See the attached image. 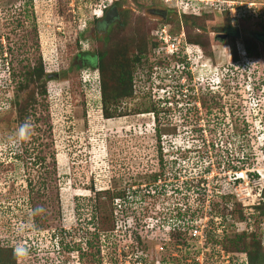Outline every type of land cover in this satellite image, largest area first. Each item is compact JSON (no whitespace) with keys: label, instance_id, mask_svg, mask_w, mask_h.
<instances>
[{"label":"rangeland","instance_id":"374dc122","mask_svg":"<svg viewBox=\"0 0 264 264\" xmlns=\"http://www.w3.org/2000/svg\"><path fill=\"white\" fill-rule=\"evenodd\" d=\"M105 1L0 0V195L23 192L0 196V225L11 218L12 235L23 240L20 250L34 242L47 247L56 234L72 246L70 253L61 250L59 264H131L116 253L122 257L134 247L130 230L142 220L141 209L168 203L159 198L163 189L200 218L205 213L212 224L205 228L208 237L223 234L227 250L245 244L255 255L257 241L264 250V215L254 208L264 189V31L258 23L264 0H121L127 26L118 18L108 34L94 35L91 11ZM163 22L171 34L191 35L202 50L190 64L186 103L149 80L153 66L170 64L153 55V34ZM106 35L107 43L125 36L131 56L142 47L147 54L132 68V92L124 97L111 93L117 60L114 67L111 59L101 64V76L108 78L102 100L97 68L75 57L85 62ZM231 42L235 54L248 43L252 62H232ZM38 55L47 73L46 98L18 76L24 87L13 105L7 67L20 73ZM257 79L263 82L256 92ZM175 80L161 84L179 88ZM26 120L31 136L18 142L13 134ZM22 146L27 152L14 160ZM31 157L43 159L30 165ZM157 173L153 180L150 175ZM119 192L124 197L104 204ZM110 209L111 227L103 220ZM118 211H124L123 223ZM211 217H217L216 226ZM92 228L97 233L85 247L81 242Z\"/></svg>","mask_w":264,"mask_h":264},{"label":"built area","instance_id":"2783aa9c","mask_svg":"<svg viewBox=\"0 0 264 264\" xmlns=\"http://www.w3.org/2000/svg\"><path fill=\"white\" fill-rule=\"evenodd\" d=\"M111 1L106 0L97 9H92V16H101ZM156 29L153 37L158 41L153 49V55L158 58L157 60L161 57V60L170 61V64L167 66V62H164L163 67L158 66L159 69L157 65L153 66L148 74L150 83L160 84L155 88L165 91L171 99H173V93H176L178 102L186 103L189 101L186 81L190 80L189 74H193L190 64L193 61L192 58L198 61L202 57V52L198 46L192 47L186 43L182 33L171 34L167 24H160ZM243 53L244 51L238 48L240 61H246ZM227 68L228 66H225L222 70H227ZM175 79L179 81V88L174 86L175 83L171 86L166 83L161 84L163 80L173 83ZM173 103H175L174 100ZM171 192L160 189L159 198H164L168 203H164L163 200L160 201L161 203L156 202L152 209L149 207L141 209L140 219L142 220L138 219L136 227L130 230V235L135 238L131 243L134 247L127 249V253L121 254L122 257L119 256L120 252L116 253L118 259L124 261L127 257L131 264H176L174 259H171L172 257L177 258L180 264H247L245 252L227 250L222 247L223 234L221 237H208L205 228L206 225L212 224L209 217V222L206 219L205 213L202 215L203 218H200L201 216L197 215L198 212L195 209L190 210L185 203L176 201L171 196L173 194ZM154 194L152 192L147 197L150 198ZM124 217L123 213L119 222L123 223ZM211 218L214 225L216 223L214 219L217 217ZM148 220L152 222L150 226L144 223ZM217 223L221 225L219 221ZM140 241L149 242V245H143ZM126 264H130L129 261Z\"/></svg>","mask_w":264,"mask_h":264},{"label":"trees","instance_id":"16d2710c","mask_svg":"<svg viewBox=\"0 0 264 264\" xmlns=\"http://www.w3.org/2000/svg\"><path fill=\"white\" fill-rule=\"evenodd\" d=\"M112 5H114L117 9V20L119 18L123 27H124V25L127 26L128 13H127V11L121 9V0H113ZM253 11H254V7L252 8V12ZM189 15L191 17L197 16V14L191 15V13H188V16ZM258 18H259L258 23L261 24V29L264 31V16L263 15L258 16ZM110 31L111 30L108 29L106 31V34H108ZM108 36L109 35H106L105 37H103V39H101V42H100L101 44L99 46H97L95 48V51H93V53H92L93 57L96 61V65L94 63V64H92L91 67L97 68V70L99 72L100 76H99L98 82H99L100 95H101L100 97L102 100L105 98V95H106L107 87H104V84H106V82H107L106 80H108V78L101 76V69H102L101 64L104 61H109L110 59H111V64H112V61L117 60L116 66H115V64H112L113 67L115 66L114 71L117 69V73L114 76L115 80L113 81L114 84H113L111 93L116 95L117 97H124V96L130 95L132 92V84H131V79H132L131 70H132V68L134 67V65H136L138 63V61L140 60V57H142L143 55L145 56L147 54V52H144L145 47H142V48H139L133 56H131L128 54L130 46H129L126 38H124L125 36L123 38L115 36V38H116V39H114L115 41L113 40L111 43H107ZM153 39H152V35H151V40L153 41ZM185 40H186V43L190 44L192 47H195L196 45L200 46V43H197L196 41H194V39L191 35L187 34V37H185ZM152 44H154V41ZM230 46H231L230 52H231V56H232L231 59L234 63L238 64V58L236 57V54H235L234 44L231 42ZM242 46H243L242 48H243L244 53H245V55H244L245 60L251 61L253 59V54L251 53L249 44L245 42V43H243ZM7 68H8L7 79L9 80V82H14V84L12 86L13 96L15 97L14 101H13L14 102L13 105H15L17 103L16 95H17L18 90H20L22 87H24L23 83H19L18 76H20V78L22 77L23 79H25L28 84L29 83L36 84L37 93L41 96V98H43V100L46 98V89H45V83L46 82L45 81L47 79L44 80V78L46 77L47 73H45L43 70L40 55H38V57L35 60H33L30 64H27L25 66V68L20 73H19V71L17 73H14L12 71V69H9V67H7ZM48 75H50V74L48 73ZM15 76L17 77L16 79H15ZM262 82H263L262 79H257L255 81L254 84L256 86L255 87L256 92L258 91V88L262 85ZM34 94H36V93H34ZM205 109H208V108L206 107ZM103 110H104V107H103ZM104 114H105V116L107 115V113H104ZM26 152H27L26 146L20 147V151L18 153H14V157H13L14 160L20 159V156L22 154H19V153H26ZM41 159H43V158L38 157L37 159H34L33 157H31V159L28 158V163L30 165L36 164V163H41L42 162ZM19 161H21V160H19ZM242 162L245 163L246 161L245 162L242 161ZM18 163H21V166L24 167V164L22 163V161L18 162ZM245 164H248V163H245ZM158 176H159V173L150 175V177L153 180L156 179ZM22 193H23L22 191L21 192L20 191H12V192L9 191L8 193L2 194L0 196L2 199H8L12 196H15L16 194L21 195ZM122 195L123 194L120 192L114 193V195L112 193V195L109 196L103 202H105L104 204L109 203L112 196L116 197V198L124 197ZM259 197H260L259 198L260 200L258 203H256L254 205V208L256 209L257 214H259L260 216H263L264 215V189H260ZM104 204H103V208L105 209L106 206ZM4 212H2V213H4ZM110 212H112L111 209L107 213H104V211H103V214L106 215V216H104L103 220L106 219L108 221L109 227H111V225H113V219H112V215L110 214ZM123 212H119L117 214V216L122 218ZM3 217H4V215H3ZM113 218H115V217H113ZM108 223H107V225H108ZM12 225L13 224L11 223V218H4L3 221H1V225H0V264H59L58 263V257H59V255H61V252H62L61 250H66L68 253H70V251H71L70 249H72V246L68 242L64 243L61 238L58 239L56 234H54L49 239V243H47V247L39 246V243L34 242L33 244L31 243L30 245H27L25 247V249L20 250V246L18 245V243L22 242L23 240H21L18 236L12 235V233H13ZM96 226H97V224L95 222L94 227H96ZM16 227H18V226H16ZM19 228H23V227L19 226ZM95 233H97V232L94 231L93 228H92V230H90V231L88 230L85 232V235H84L85 239L83 240V242H81V243H83V246L84 245H85V247L91 246V243H92L91 238H94ZM133 233H134V231H133ZM242 233H243V231L238 233L237 235L240 236V234H242ZM89 235H91V237H89ZM133 239H135V238H133ZM256 244L258 245V247L256 249V252H254L255 255H253L251 253L250 247L246 246L245 244H243V247L241 249L239 248V249H234V250L245 252L246 257H247V264H261V262H264V250H262L259 241H257ZM221 245L224 249H227L224 241L221 243ZM38 247H40V249ZM78 248L79 247H76V250L80 251L79 250L80 248L79 249ZM83 249H85V248H82V250ZM76 250L73 249L72 251H76ZM171 259H174V262L176 264H180L179 260L177 258L172 257Z\"/></svg>","mask_w":264,"mask_h":264},{"label":"flooded vegetation","instance_id":"af4514ba","mask_svg":"<svg viewBox=\"0 0 264 264\" xmlns=\"http://www.w3.org/2000/svg\"><path fill=\"white\" fill-rule=\"evenodd\" d=\"M112 5V3L110 4V6ZM108 9V8H107ZM106 9V10H107ZM117 20V15H116V17H114L113 19H111L110 21H108V22H103L101 19H96L94 22V24H93V26L91 27V29H93L94 30V32H93V34L94 35H96L97 33H99V31H102V32H105V31H107L108 29H109V27L112 25V24H114L115 23V21ZM97 30V31H96ZM225 35V36H224ZM226 36H227V34H225V32H224V34H222L221 35V38H222V40L223 39H225L226 38ZM104 37V36H103ZM102 37V38H103ZM78 58V59H77ZM94 57H93V55H91V54H86V56H85V62L82 60L83 58L81 57V56H76L75 57V59H77L79 62H78V64H80V65H82V64H85V65H87V66H92V64H93V61H92V59H93Z\"/></svg>","mask_w":264,"mask_h":264},{"label":"clouds","instance_id":"9594fccd","mask_svg":"<svg viewBox=\"0 0 264 264\" xmlns=\"http://www.w3.org/2000/svg\"><path fill=\"white\" fill-rule=\"evenodd\" d=\"M113 2V0L111 1V3ZM110 3V4H111ZM110 4L107 6V8H109L110 7ZM106 8V9H107ZM106 9L105 10H103V13L106 11ZM103 13H102V15H103ZM101 15V16H102ZM101 16H98V17H95V16H93L94 17V19H100V17ZM196 46H198V45H196ZM199 47V46H198ZM242 50H243V48H241ZM201 50V49H200ZM227 52H228V54H229V51H228V49H225ZM244 51V50H243ZM201 52H202V50H201ZM236 54H237V58H238V63L240 62V59H239V57H238V47H236ZM244 55H245V53H243ZM230 55H231V53H230ZM229 55V56H230ZM245 57V56H244ZM232 60V59H231ZM233 62V61H232ZM231 68V67H230ZM31 133H32V125L26 120L24 123H22L19 127H18V129L14 132V136H15V138L18 140V142H23V141H25V140H27V139H29L30 138V136H31ZM87 218H89V217H87ZM88 230H90V229H88ZM125 230L127 231L128 230V228H125ZM107 264V263H106Z\"/></svg>","mask_w":264,"mask_h":264},{"label":"water","instance_id":"95a60500","mask_svg":"<svg viewBox=\"0 0 264 264\" xmlns=\"http://www.w3.org/2000/svg\"><path fill=\"white\" fill-rule=\"evenodd\" d=\"M117 15V9L114 5H111L104 13L103 15L100 17V19L103 21V22H108L110 21L111 19H113L114 17H116ZM234 33L237 35L238 31H237V28L236 27H233L232 28ZM56 75V74H54Z\"/></svg>","mask_w":264,"mask_h":264}]
</instances>
